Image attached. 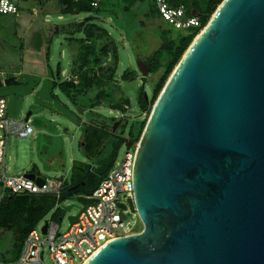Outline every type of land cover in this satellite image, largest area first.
Segmentation results:
<instances>
[{"label":"water","instance_id":"1","mask_svg":"<svg viewBox=\"0 0 264 264\" xmlns=\"http://www.w3.org/2000/svg\"><path fill=\"white\" fill-rule=\"evenodd\" d=\"M133 182L143 229L83 264H264V0H223L194 38L136 142Z\"/></svg>","mask_w":264,"mask_h":264},{"label":"rangeland","instance_id":"2","mask_svg":"<svg viewBox=\"0 0 264 264\" xmlns=\"http://www.w3.org/2000/svg\"><path fill=\"white\" fill-rule=\"evenodd\" d=\"M146 6L147 4L144 8ZM62 8L59 0H30L23 3L18 14H0V76L3 79L0 97L7 98L10 116L24 118L31 112L29 121L34 126L33 134L28 137L5 136L6 157L4 166L0 163V172L4 168L8 175L23 174L31 171L35 165L36 171L46 179L64 181L71 175L74 160L87 161L79 143L83 134L80 124L87 122L91 114L87 109L81 112L79 105H74L58 88L52 87L53 81L59 83L73 78L72 67L78 50V45L66 38L70 35L66 31H61L54 38L60 31L56 25L67 28L69 24H73L74 27V24L84 22L87 16L92 15L94 21L106 27L117 42V102L121 96L128 100L121 99L124 110H115L109 102L104 101L94 111L107 118H121L126 125V138H129L131 129H137V122L150 115L139 107V88L144 86L148 99L151 100L154 84L164 72L162 67L158 72L144 76L137 63L139 59L147 60L161 44L157 19L150 20L138 13L139 17L132 15L119 26L106 14L72 15L61 12ZM139 18L143 26L139 24ZM161 22L168 24L163 20ZM169 29L170 37L174 38L175 31ZM80 36L82 34L78 33L75 37ZM48 50L51 69H55L58 62L62 63V75L59 78L49 73L46 60ZM127 68L136 71V76L128 81L122 78V73ZM143 77H146L145 82ZM87 97L83 96L78 101L86 105ZM110 141H115V137L110 136ZM125 151L124 145L118 158ZM2 195L3 188L0 186V198ZM61 205H74L71 210L64 209L62 218L58 220L61 231H65L70 222L68 216L78 214L83 202L74 197ZM125 209L128 212L127 226L121 233L141 231L143 223L136 211L134 198L126 204ZM48 217L49 214L38 223V228L44 225ZM14 242V231L0 226V261H11ZM45 258L47 264H50L47 251Z\"/></svg>","mask_w":264,"mask_h":264},{"label":"trees","instance_id":"3","mask_svg":"<svg viewBox=\"0 0 264 264\" xmlns=\"http://www.w3.org/2000/svg\"><path fill=\"white\" fill-rule=\"evenodd\" d=\"M30 0H20L19 12L22 5ZM173 6H182L187 15H196L202 20L199 28L190 30H178L173 26L166 24L161 17L159 9L154 0H103L97 7H93L90 0H59L62 8L61 12L70 14L95 13V15L106 14L109 18L116 21L121 26L123 20L130 16L144 15L147 19H157L159 23V36L161 39L160 46L156 51L143 60L149 68V74H154L164 67L163 74L155 82L151 100L145 98V87L138 90V103L142 110L150 114L153 104L159 93L164 87L169 75L180 61L181 57L190 46L194 38L207 25L213 13L223 0H167ZM145 4H147L146 8ZM16 13V14H18ZM139 13V15H138ZM156 20V21H157ZM163 20L164 23L161 21ZM139 24L143 26L139 18ZM73 25V24H72ZM69 24L66 28H60L62 31L70 34L68 40L78 45L74 65L72 67L73 78L61 82L53 81L52 87L58 88L68 100L74 105L87 109L91 117L87 122L82 123L83 130L80 147L87 157V161L74 160L71 168L69 179L62 181V187L57 193H30V192H5L0 198V226L12 229L15 233V242L12 247L13 257L15 260L19 257L24 240L30 230L35 228L38 223L48 214L54 220L62 218L64 208L62 203L76 197L81 202L86 203L84 195H88L99 185L104 177L112 169L117 160L122 146L125 144V123L122 125L119 135L111 132L109 124L116 121V117L107 118L102 114L94 111V108L100 106L104 101L109 102L115 110H124L121 99L127 101L128 98L120 97L117 102V85L116 74L119 67V47L113 39L109 30L94 21L92 15L87 16L84 22L74 27ZM164 26H167L164 27ZM175 31V37H170V29ZM82 34L75 37L76 34ZM53 38V40H54ZM51 42V41H50ZM49 49V47H48ZM49 50L47 51L46 60L49 67V73L55 74L58 78L62 75V63L58 62L55 69H51L49 64ZM148 74V75H149ZM136 76V71L125 69L122 78L126 81L132 80ZM146 77H143L145 82ZM9 83H11V80ZM3 79L0 76V86ZM53 96H56L53 94ZM87 97V104L84 105L78 100L81 97ZM153 103V104H152ZM78 117V115H76ZM149 117V116H148ZM148 118L136 123V130L131 129L129 138L138 141L143 132ZM110 136L115 137L111 143ZM34 165L28 173L36 172ZM9 261V260H7Z\"/></svg>","mask_w":264,"mask_h":264},{"label":"built area","instance_id":"4","mask_svg":"<svg viewBox=\"0 0 264 264\" xmlns=\"http://www.w3.org/2000/svg\"><path fill=\"white\" fill-rule=\"evenodd\" d=\"M103 0H90L97 7ZM161 17L178 30L199 28L202 20L196 15H187L182 6H173L167 0H154ZM20 0H0V14H16ZM0 163L6 156L5 136L15 135L25 138L33 134L34 126L24 118L10 116L8 100L0 97ZM136 142L125 141L126 151L117 158L112 169L102 179L92 193L84 195L86 203L80 208L77 220L69 222L67 230L61 231L57 220L49 215L46 232L38 225L30 230L24 240L19 257L0 264H47L46 251L50 264H83L107 241L128 234L126 228L128 212L126 204L134 198L133 166ZM0 172V186L5 192L57 193L62 181L44 179L40 184L36 179L23 174L8 175ZM123 215L126 217L123 218ZM45 224V223H44Z\"/></svg>","mask_w":264,"mask_h":264},{"label":"flooded vegetation","instance_id":"5","mask_svg":"<svg viewBox=\"0 0 264 264\" xmlns=\"http://www.w3.org/2000/svg\"><path fill=\"white\" fill-rule=\"evenodd\" d=\"M124 124L123 120L121 118H116V121L113 124H109L111 127V132L115 135H119L120 128Z\"/></svg>","mask_w":264,"mask_h":264},{"label":"crops","instance_id":"6","mask_svg":"<svg viewBox=\"0 0 264 264\" xmlns=\"http://www.w3.org/2000/svg\"><path fill=\"white\" fill-rule=\"evenodd\" d=\"M81 126V125H80ZM82 128V127H81ZM6 157V156H5ZM28 172H30V171H26L25 173H28ZM34 173H36V172H34ZM39 176H41V177H44L43 175H41V174H39Z\"/></svg>","mask_w":264,"mask_h":264}]
</instances>
